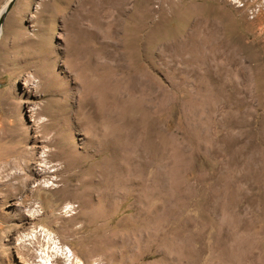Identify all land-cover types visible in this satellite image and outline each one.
<instances>
[{"label": "rangeland", "instance_id": "374dc122", "mask_svg": "<svg viewBox=\"0 0 264 264\" xmlns=\"http://www.w3.org/2000/svg\"><path fill=\"white\" fill-rule=\"evenodd\" d=\"M0 182V264H264V0H14Z\"/></svg>", "mask_w": 264, "mask_h": 264}, {"label": "bare ground", "instance_id": "6f19581e", "mask_svg": "<svg viewBox=\"0 0 264 264\" xmlns=\"http://www.w3.org/2000/svg\"><path fill=\"white\" fill-rule=\"evenodd\" d=\"M237 23L236 22H230V21H228V22H224V23H220L219 24V28L217 29V31L215 32V33H210L211 34V38H215V34L216 33H218V34H239V33H237ZM223 40H224V42L225 43H227L228 45L227 46H230V40H232V39H229L228 40V42H227V40H226V37H223ZM233 41L234 42H237L238 41V38H234L233 39ZM37 44H38V41H37ZM36 44V45H37ZM41 45V44H40ZM234 46V45H233ZM240 48V47H239ZM227 49H229V48H227ZM236 50L238 49V48H235ZM38 57V56H37ZM39 84V83H38ZM38 89H39V87H38ZM86 100V99H85ZM93 101V100H92ZM92 101H90V104H89V102H88V104L89 105H91V102ZM87 102V101H86ZM87 105V104H86ZM93 105V104H92ZM91 105V106H92ZM102 107V106H101ZM84 110V109H83ZM89 111V110H88ZM78 112V111H77ZM90 112V111H89ZM60 113V112H59ZM63 114H65V113H63ZM66 115V114H65ZM64 115V116H65ZM67 116V115H66ZM75 116H77V114L75 115ZM93 116V115H92ZM39 117V116H38ZM88 117H90V116H88ZM68 118V117H67ZM73 118V117H72ZM78 118V117H77ZM91 119V118H90ZM37 120V119H36ZM64 120H66L65 118H64ZM80 121V120H79ZM38 123V122H37ZM40 123V122H39ZM36 124V123H35ZM68 124V123H67ZM91 124V123H90ZM42 125V124H41ZM44 125V124H43ZM81 125V124H80ZM88 125V124H87ZM86 125V126H87ZM42 129V128H41ZM80 129V128H79ZM52 130V129H51ZM93 130V129H92ZM47 131V130H46ZM27 133V132H26ZM43 135V134H42ZM46 136V135H45ZM50 136V135H49ZM48 136V137H49ZM38 139V138H37ZM51 139V138H50ZM48 140V139H47ZM54 140V139H53ZM102 140V139H101ZM113 140V139H112ZM45 141H46V139H45ZM24 142V141H23ZM37 143V142H36ZM52 143V142H51ZM110 143V142H109ZM46 144V143H45ZM44 144V145H45ZM105 144H107V143H105ZM46 146V145H45ZM47 147V146H46ZM34 148V147H33ZM38 148V147H37ZM40 148V147H39ZM38 148V149H39ZM144 148V147H143ZM23 149V148H22ZM32 149V148H31ZM49 149V148H48ZM30 152V151H29ZM28 152V153H29ZM32 152V151H31ZM36 152V151H35ZM27 154V153H26ZM30 154V153H29ZM34 154V153H33ZM34 156V155H33ZM24 157V156H23ZM27 157H28V155H27ZM44 157V156H43ZM49 159V158H48ZM66 159V158H65ZM24 161V160H23ZM33 164V163H32ZM68 166V165H67ZM44 167V166H43ZM117 167V166H116ZM32 168V167H31ZM67 168V167H66ZM29 170V169H28ZM106 171H108V170H106ZM105 172V171H104ZM125 172V171H124ZM36 174V173H35ZM27 175V174H26ZM108 175V174H107ZM110 175V174H109ZM28 176H30V175H28ZM16 177V176H15ZM126 177V176H125ZM32 178V177H31ZM26 179V178H25ZM28 179V178H27ZM119 179V178H118ZM111 181H113V180H111ZM6 182V181H5ZM1 183V182H0ZM27 183V182H26ZM5 184V183H4ZM24 184H25V182H24ZM1 186V185H0ZM17 190V189H16ZM17 195V194H16ZM13 196H15V195H13ZM108 196V195H107ZM7 197V196H6ZM139 200V199H138ZM33 217H34V215H33ZM40 232V231H39ZM40 236H41V234L40 233H38L37 234V232L35 233V235L33 236V237H35V239L34 240H36L37 239V241H38V239H40ZM32 239V238H31ZM35 242H33V244H34ZM38 243V242H37ZM37 243H35V244H37ZM57 253V252H56ZM56 253H53V256H55L56 257V260L58 261L59 259H61L60 257H58V255L56 254ZM26 256H28L29 258H34V254H27Z\"/></svg>", "mask_w": 264, "mask_h": 264}, {"label": "water", "instance_id": "95a60500", "mask_svg": "<svg viewBox=\"0 0 264 264\" xmlns=\"http://www.w3.org/2000/svg\"><path fill=\"white\" fill-rule=\"evenodd\" d=\"M13 3H14V0H9L5 8L2 9V11L0 12V29H1V24L3 22V17H5L7 13L11 10Z\"/></svg>", "mask_w": 264, "mask_h": 264}]
</instances>
